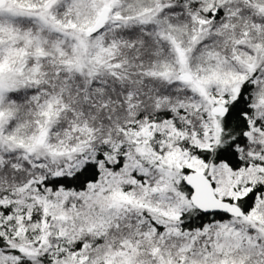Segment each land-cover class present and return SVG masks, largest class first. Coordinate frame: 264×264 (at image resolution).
Instances as JSON below:
<instances>
[{"label":"snow or ice","instance_id":"6c2138e0","mask_svg":"<svg viewBox=\"0 0 264 264\" xmlns=\"http://www.w3.org/2000/svg\"><path fill=\"white\" fill-rule=\"evenodd\" d=\"M0 264H264V0H0Z\"/></svg>","mask_w":264,"mask_h":264}]
</instances>
